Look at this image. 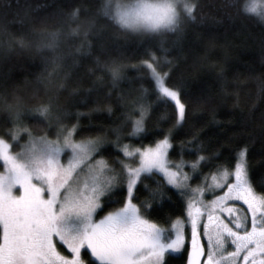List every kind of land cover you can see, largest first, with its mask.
<instances>
[{
	"label": "snow or ice",
	"instance_id": "1",
	"mask_svg": "<svg viewBox=\"0 0 264 264\" xmlns=\"http://www.w3.org/2000/svg\"><path fill=\"white\" fill-rule=\"evenodd\" d=\"M230 6L264 25V0H230ZM198 7V0H101L95 15L123 30L159 33L195 21ZM80 11L70 7L67 15L78 18ZM87 35L76 48L83 57L91 53ZM58 39L51 32L47 46ZM139 63L146 73L138 78L148 86L141 83L123 104L111 139H77L78 110L77 122L59 125L55 138L37 135L22 126L24 117H49L52 100L27 108L11 107L18 98L10 103L9 127L0 135V264H170L169 254L181 250L186 264H264V191L249 183L247 142L220 163V146L206 153L198 133L177 139L174 129L186 118L184 82H172L155 53ZM100 70L113 82L123 78L116 62ZM156 106L163 110L149 127L146 118ZM173 116L174 124L162 128ZM165 196L182 200L178 215H154Z\"/></svg>",
	"mask_w": 264,
	"mask_h": 264
},
{
	"label": "trees",
	"instance_id": "2",
	"mask_svg": "<svg viewBox=\"0 0 264 264\" xmlns=\"http://www.w3.org/2000/svg\"><path fill=\"white\" fill-rule=\"evenodd\" d=\"M100 2L0 0V135L9 127L5 117L15 98L19 103H11L12 108H27L50 98L51 115H26L23 127L55 138L59 125L77 122L78 110L77 139L89 135L111 139V130L121 125L123 104L139 92L141 83L148 86L147 78H138L146 73L139 62L151 52L170 70L172 82L185 85L186 118L175 127L176 138L198 133L206 153L220 146L216 153L220 163L227 161L234 145L247 142L249 183L256 192L264 191V25L240 15L230 0H198L197 19L184 21L178 31L132 32L95 15ZM77 5L81 6L79 17H69V8ZM77 25L78 31L72 32ZM54 31L59 39L50 48L49 34ZM85 31L92 42L87 57L76 52ZM112 62L120 64L123 72V78L115 82L100 70ZM162 110L161 106L151 109L146 125L154 127ZM173 124L174 116L161 127ZM151 136L146 133L145 142ZM110 150L111 145L106 156ZM189 158L185 153V159ZM155 182L148 176L149 184ZM181 203L175 196L171 200L165 196L156 204L154 215L165 211L178 215ZM185 255L170 256V264H185Z\"/></svg>",
	"mask_w": 264,
	"mask_h": 264
},
{
	"label": "rangeland",
	"instance_id": "3",
	"mask_svg": "<svg viewBox=\"0 0 264 264\" xmlns=\"http://www.w3.org/2000/svg\"><path fill=\"white\" fill-rule=\"evenodd\" d=\"M65 151H67V150H65ZM62 157H63V153H62ZM64 161H65V162L67 161V158H66V157H64ZM85 171H86V170H85ZM83 175H84V173H81V176H83ZM192 183L195 184L196 181L193 180ZM170 187H171V186H170ZM169 255H170V256H175V257H176V256H177V257H180V256L182 255V250H181V252L170 253ZM257 259L259 260L260 257L258 256ZM97 264H98V262H97Z\"/></svg>",
	"mask_w": 264,
	"mask_h": 264
},
{
	"label": "water",
	"instance_id": "4",
	"mask_svg": "<svg viewBox=\"0 0 264 264\" xmlns=\"http://www.w3.org/2000/svg\"><path fill=\"white\" fill-rule=\"evenodd\" d=\"M185 264H186V255H185Z\"/></svg>",
	"mask_w": 264,
	"mask_h": 264
}]
</instances>
